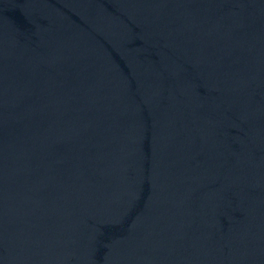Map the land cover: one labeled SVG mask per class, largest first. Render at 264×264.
<instances>
[{
	"label": "water",
	"instance_id": "95a60500",
	"mask_svg": "<svg viewBox=\"0 0 264 264\" xmlns=\"http://www.w3.org/2000/svg\"><path fill=\"white\" fill-rule=\"evenodd\" d=\"M0 264H264V0H0Z\"/></svg>",
	"mask_w": 264,
	"mask_h": 264
}]
</instances>
